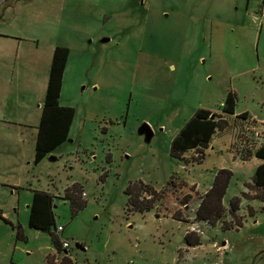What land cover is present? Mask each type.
<instances>
[{
	"label": "rangeland",
	"instance_id": "rangeland-1",
	"mask_svg": "<svg viewBox=\"0 0 264 264\" xmlns=\"http://www.w3.org/2000/svg\"><path fill=\"white\" fill-rule=\"evenodd\" d=\"M256 10V0H0L12 33L0 51V264H47L51 255L50 264H61L50 235L28 227L33 190L54 196L70 264H264V202H249L254 216L243 204L241 227L187 230L210 238L191 254L184 225L165 215L177 210L193 221L192 204L187 215L181 205L195 187L169 149L196 110H218L232 91L235 109L264 118V21ZM57 46L69 51L59 99L75 111L69 137L40 163L28 160L17 178L8 159L24 146L21 136L34 143L45 99L34 80L47 79ZM256 124L231 121L236 150L264 143ZM147 128L149 142L140 134ZM219 167L212 157L189 178L207 188ZM134 182L171 193L153 212L127 215L125 189ZM68 187L83 203L77 210L65 199ZM231 220L226 211L218 224Z\"/></svg>",
	"mask_w": 264,
	"mask_h": 264
},
{
	"label": "trees",
	"instance_id": "trees-1",
	"mask_svg": "<svg viewBox=\"0 0 264 264\" xmlns=\"http://www.w3.org/2000/svg\"><path fill=\"white\" fill-rule=\"evenodd\" d=\"M69 51L64 47H55L52 53L50 70L48 73V81L45 91V99L42 104L41 117L36 126V137L34 146V162L40 163L48 155L52 154L64 142L68 140L69 130L72 124L75 111L72 108L62 107L59 104L62 79L66 64L68 61ZM237 104V96L234 92L227 93L222 102L220 111L221 115L212 113L206 109H198L190 117L184 126L176 133L170 143L169 155L185 164L188 161L185 154L194 151L197 155L192 161L200 162L204 155V150L208 148L213 135L218 130H223L228 126V122L223 117H231L235 114ZM235 118L243 120L248 119L247 113L237 115ZM254 156L262 161L258 165L251 178V184L245 187L255 192L250 195L242 192L240 196L233 197L229 201L228 210L223 206V198L226 194L232 172L228 169H219L213 179L210 189L203 196L199 207L196 211V219L208 224V226H216L221 222L229 212L232 220L222 223L223 230H231L234 227H241L243 217L238 212L242 200L264 202V143L261 144L254 152ZM73 188V187H72ZM168 188L156 191L150 185L142 182L129 183L125 189L127 195L126 214L140 213L145 214L151 212ZM65 199L71 201L73 210H77L83 203L78 202L72 191L67 188L65 190ZM54 196L45 191L33 190L32 199L29 205V221L28 227L41 232H46L51 237L52 245L58 255H62V243L59 241V233L55 228V215L53 212ZM248 206V216H254L255 210ZM174 217H178L175 215ZM0 218L2 212L0 211ZM17 238L22 237L21 226H17ZM185 245L187 247H195L201 244V239L195 233H186L184 235ZM51 256L46 258L47 264H50ZM70 264L68 255H63L61 264Z\"/></svg>",
	"mask_w": 264,
	"mask_h": 264
},
{
	"label": "crops",
	"instance_id": "crops-1",
	"mask_svg": "<svg viewBox=\"0 0 264 264\" xmlns=\"http://www.w3.org/2000/svg\"><path fill=\"white\" fill-rule=\"evenodd\" d=\"M256 2H257V10H256L257 16L262 21H264V18H262L260 16V13H259L260 0H256ZM0 24H4V25L0 26V51H2V49L5 47V43H3V42H5V40H3V39H9V37L12 36V33L10 31L11 27L9 25H7V21L5 20V17H3V16L0 17ZM217 30L221 31L222 29L218 28ZM51 59H52V57H51ZM47 81H48V77H47V79L46 78H41L40 81L38 80V78H35V80H34V84L35 85H40L41 86V89H42V92H43V97L45 95ZM233 90L239 92V89L236 88V87ZM238 94H240V93H238ZM238 100H239V98H238ZM221 105H222V102H221L220 107H219L218 110L213 109V108H210V109H207V110L211 111L212 113L221 115V111H220ZM242 113H247L248 114V118L250 120H252V121L255 120L258 123L255 126L256 128L257 127L258 128L259 127L264 128V118L260 119L259 117H255L256 115H253L252 112L247 111V110L241 111V110L235 109V114L233 116H231V117H223L224 119L227 120L228 126L225 129H223V130L216 131V133L213 135L212 140L210 141V143L208 145V148H206L204 150V155H203L202 160L200 162H198V163L197 162L194 163L192 160H190V162L188 164L184 163V166H183L184 175L189 181H191L189 186L190 187L194 186L195 187L194 188L195 192H198V195H194L195 192H191L190 199L188 201H186L185 204L183 203V205H181V206L183 208H186V211L184 212V214L187 215L186 214L187 212H191L190 209L189 210L187 209L189 207L188 205L192 204L191 205L192 214L191 213H188V214L189 215L190 214L193 215V221L189 222L188 220L190 218L189 219L188 218L184 219L181 216L182 214L181 215L178 214L177 218L174 217L176 215L177 210H171V211H169L168 213L165 214L166 216H169L170 219H172L176 223L184 225L183 238H184V235L186 234L187 230H189V228H190L189 225L191 226L192 224H198L204 230L205 226H204L203 222L202 221H198L196 219V211H197V209L199 207V204H200L203 196L210 189L211 184H212L213 179H214V176H215L216 172L219 169H228V170H230L232 172V174H233L232 178L234 176H236V177H238L240 179L241 176H246L245 180L244 179L243 180L240 179V181H239L238 178L236 179V182H239V185H238V187L235 188V195L232 196V198H233V197L240 196V194L242 192H246L247 188L245 187V185L249 184V183L251 184L252 175L250 176V174L252 172L254 173L255 168L262 163V161H260L259 159H257L254 156L255 150L250 149L249 152L244 151L243 153L239 152L238 150H236V142H235L236 139H235V136H234L235 131L232 128L231 121L237 115H240ZM39 118H40V116H39ZM35 129H36V127H35ZM17 135H19V134L17 133ZM35 137H36V134H35ZM35 137L33 138L34 143L32 145V144H28V140L26 138H24L23 136H21L20 140H21V143L24 146L21 147V150H19L16 155H13V154L11 155V158H10L11 160L8 159V169H9V171L13 172L14 174H17L16 175L17 178H18V176L21 173H23L25 171V169L28 168L27 166L30 164V163H28V160H31V161L34 160ZM189 155L195 156L196 154H195V152L193 150L189 151L188 153L185 154V158L187 156H189ZM217 155H219V156H217ZM212 157L220 158L221 167H219L217 170H215L213 172L211 184L207 188H201L200 185L194 181V179L189 178V177L192 176L191 172L194 171V166L195 165L202 164L203 162L207 161L208 159H210ZM189 166L192 167L191 170H190ZM230 183H231V181H230ZM229 186H230V184H229ZM229 186H228V188H229ZM68 188H70V187H68ZM168 190L165 193L164 198H168L169 197V195H167V194H168V192L171 193V191H168ZM253 201H256V200H253ZM178 202H179V200H178ZM249 202H252V201L242 200V202L240 204V209H239V212L241 214L243 213V211L245 209V208H243V204H246L247 207H248L249 206L248 205ZM222 203H223V206L226 209L229 207V203L227 204L226 201H225V196L223 198ZM151 212H153V210ZM162 215H164V214H162ZM242 217L245 218L244 214H242ZM207 226H208V224H207ZM211 227H213V226H209V227L205 228L206 229L205 231L208 232L211 229ZM219 227H221V225L217 224L216 226L213 227V230H217V229H219ZM62 231H63V229H62ZM212 231H211V233H212ZM205 235H206V233H205ZM200 239H201V244L200 245L195 246V247H187L186 246V250H185L186 254H191V253L201 249L204 246V242L206 240L207 241L210 240V238L205 237V236L200 237ZM215 245H216V242L214 240H212L211 243H209V246L214 247ZM67 248H63V252H62L63 254L61 255L62 257H63V255H67L68 254V252L66 251ZM51 256H54V255H51ZM68 258H70V257L68 256Z\"/></svg>",
	"mask_w": 264,
	"mask_h": 264
},
{
	"label": "built area",
	"instance_id": "built-area-1",
	"mask_svg": "<svg viewBox=\"0 0 264 264\" xmlns=\"http://www.w3.org/2000/svg\"><path fill=\"white\" fill-rule=\"evenodd\" d=\"M259 13L262 18H264V0H260V6H259ZM256 138H258L257 132H255ZM198 154L195 155L197 157ZM84 195V193H83ZM204 225L207 226V223L203 222ZM62 231L61 227L57 228V233H60ZM189 231L191 232H197L199 234H204V231H201L200 226L198 224H192L191 227L189 228ZM189 233V232H188ZM62 247L67 248L68 244L66 242H62Z\"/></svg>",
	"mask_w": 264,
	"mask_h": 264
},
{
	"label": "water",
	"instance_id": "water-1",
	"mask_svg": "<svg viewBox=\"0 0 264 264\" xmlns=\"http://www.w3.org/2000/svg\"><path fill=\"white\" fill-rule=\"evenodd\" d=\"M140 134H145V141L146 142H149L150 139L152 138V132L148 128L141 130Z\"/></svg>",
	"mask_w": 264,
	"mask_h": 264
}]
</instances>
